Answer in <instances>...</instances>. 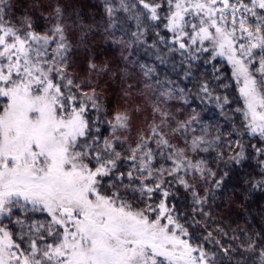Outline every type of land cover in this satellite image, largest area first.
I'll list each match as a JSON object with an SVG mask.
<instances>
[{"label":"snow or ice","instance_id":"obj_1","mask_svg":"<svg viewBox=\"0 0 264 264\" xmlns=\"http://www.w3.org/2000/svg\"><path fill=\"white\" fill-rule=\"evenodd\" d=\"M0 264H264V0H0Z\"/></svg>","mask_w":264,"mask_h":264}]
</instances>
